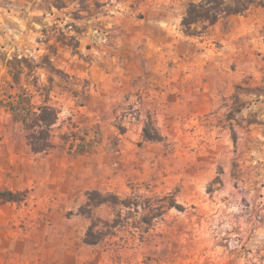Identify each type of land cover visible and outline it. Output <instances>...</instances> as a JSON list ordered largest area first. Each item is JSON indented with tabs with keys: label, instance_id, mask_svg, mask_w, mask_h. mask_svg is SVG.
<instances>
[{
	"label": "rangeland",
	"instance_id": "rangeland-1",
	"mask_svg": "<svg viewBox=\"0 0 264 264\" xmlns=\"http://www.w3.org/2000/svg\"><path fill=\"white\" fill-rule=\"evenodd\" d=\"M201 1L0 0V85L58 112L36 154L0 108V264H264V0L187 34Z\"/></svg>",
	"mask_w": 264,
	"mask_h": 264
},
{
	"label": "trees",
	"instance_id": "trees-1",
	"mask_svg": "<svg viewBox=\"0 0 264 264\" xmlns=\"http://www.w3.org/2000/svg\"><path fill=\"white\" fill-rule=\"evenodd\" d=\"M254 1L248 0H237L236 7L231 8L228 4V0H203L199 3H191L186 11V14L182 21V27L185 33L193 34L192 27L197 23H203L206 27H212L218 23L222 15L224 14H244L249 12ZM26 68L30 71H35L40 65L33 66L27 60H23L20 64H25ZM52 72L55 69H49ZM24 74V69L21 67H11L10 76L12 81L8 82L7 88L0 85V108H5L6 111L10 112L11 115L24 125H26L30 134L28 135L27 141L33 153H45L54 148L51 141V129L58 121V112L53 107L47 104L49 95L42 105H35L33 102V96L25 89L21 84V77ZM62 74V73H61ZM10 89L11 91H8ZM16 90V91H15ZM15 91V92H13ZM122 128V127H121ZM123 131V129H121ZM77 140V135H73ZM142 137L145 142H161L163 137L153 123H146L143 128ZM82 142L78 144L81 148L90 146V143L86 141V138H78ZM75 142V141H73ZM26 198L24 193L13 194L5 192L0 194L1 202H23ZM123 201L120 200L117 195L103 196L98 192L88 194L87 207L81 208L80 213L92 219V226L86 236V243L90 245L98 244L101 239L95 235V227L97 226V220L94 218L92 207H97L103 204L117 206ZM125 204V203H123ZM108 225V224H107ZM109 226V225H108ZM116 227V223L111 225Z\"/></svg>",
	"mask_w": 264,
	"mask_h": 264
}]
</instances>
